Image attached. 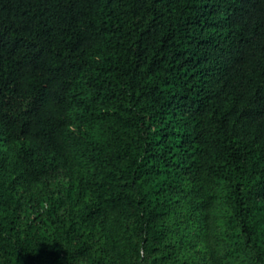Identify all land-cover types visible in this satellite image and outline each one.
Instances as JSON below:
<instances>
[{
    "label": "trees",
    "instance_id": "obj_1",
    "mask_svg": "<svg viewBox=\"0 0 264 264\" xmlns=\"http://www.w3.org/2000/svg\"><path fill=\"white\" fill-rule=\"evenodd\" d=\"M0 264H264V0H0Z\"/></svg>",
    "mask_w": 264,
    "mask_h": 264
}]
</instances>
